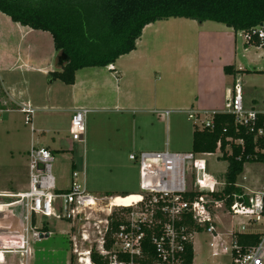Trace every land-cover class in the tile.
<instances>
[{"label":"rangeland","instance_id":"obj_1","mask_svg":"<svg viewBox=\"0 0 264 264\" xmlns=\"http://www.w3.org/2000/svg\"><path fill=\"white\" fill-rule=\"evenodd\" d=\"M31 32L0 12V58L7 67L0 68V194H17L27 188L26 155L31 143L54 149L53 173L59 188L70 186L74 167L80 171L85 168L87 189L104 197L103 205L114 194H141L139 164L129 155L166 149L192 151L196 127L188 118L189 110H199L201 119L213 111L226 110L225 91L237 78L243 87L245 109L251 105L264 108V47L246 42L242 31L219 22L201 23L180 17L153 22L144 28L136 49L122 55L117 65L79 70L78 79L83 78L85 84L74 88L61 80L51 85L41 70L30 68L27 57L31 47L39 62H52L55 69L58 55L51 37L39 35L42 31ZM226 66H232L231 73L225 71ZM118 74L123 77L120 79ZM12 89L16 96L23 97L22 101L11 99ZM75 94H85V101L79 100L77 107L71 103ZM24 103L36 108L34 132L24 123L20 111ZM45 104L50 106L48 110ZM73 106L90 111L85 143L72 138L68 108ZM59 135L63 136L61 140ZM221 156L217 151L207 159L209 172L224 180L228 161ZM263 175L260 162L248 161L238 180L261 186ZM192 180L194 175L188 179ZM10 201L0 197V205L16 211L15 205H4ZM110 208L113 214L126 207ZM216 212L221 232L236 228L234 225L244 220L242 216L230 218L223 207ZM106 214L100 210L92 215L90 223L82 219L73 226L64 220L42 217L50 235L30 242L34 254L6 253L0 264H79L78 252L91 242L97 245L100 235L94 223ZM84 232L90 236L88 242L82 239ZM208 236L195 237V250L198 259L211 261ZM228 261L229 256H225L220 263Z\"/></svg>","mask_w":264,"mask_h":264},{"label":"built area","instance_id":"obj_2","mask_svg":"<svg viewBox=\"0 0 264 264\" xmlns=\"http://www.w3.org/2000/svg\"><path fill=\"white\" fill-rule=\"evenodd\" d=\"M242 32L246 42L255 44L258 40L259 47H264V23ZM227 101L226 110L213 111L202 119L199 110H189L188 118L193 119L199 128H212L215 113H230L236 126L246 128L253 135L254 157L264 155V108L256 109L251 105L245 109L239 78L234 80L232 88L227 89ZM20 111L24 114V123L33 128L36 108L24 103ZM89 112L87 108H77L72 114V138L77 143H85ZM169 113L165 112L166 115ZM237 143L243 145V140H237ZM218 146L220 148V142ZM213 154L168 149L131 153L129 158L139 164L142 198L135 204L123 206L128 209L119 212V227L112 236V246L107 247L105 236L110 226L112 201L103 205L104 197L88 191L85 168L82 171L74 168L70 186L59 188L53 173L54 152L47 147L32 146L28 152L27 188L17 194H0V197L11 199L4 205H15L16 209L0 208V254L21 252L25 255L27 252L31 256L30 242L50 235L42 217L64 220L73 226L82 219L90 223L92 215L101 210L107 214L106 218L94 223L100 235L97 245L91 242L88 248L78 252L79 264H96L92 260L94 253L107 264H221L225 256H229L226 264H264V175L261 186L237 180V191L216 197L214 194L223 191L227 183L209 172L207 157ZM254 162L264 166V160ZM193 175L194 180L188 181ZM220 207L225 208L230 218L242 216L244 220L235 224L236 228L221 232L216 212ZM102 224L103 229L100 228ZM248 233L260 234L261 240L243 252L237 236ZM198 234L209 235L207 243L211 261L198 259L195 250ZM72 239L75 241V237ZM82 239L88 242L90 236L84 232ZM9 240H16L18 246L6 245ZM189 248L192 253L190 262L187 259ZM77 251L75 246L74 252Z\"/></svg>","mask_w":264,"mask_h":264},{"label":"trees","instance_id":"obj_3","mask_svg":"<svg viewBox=\"0 0 264 264\" xmlns=\"http://www.w3.org/2000/svg\"><path fill=\"white\" fill-rule=\"evenodd\" d=\"M0 12L23 26L48 31L57 54L65 52L70 58L52 76L73 85L80 69L112 66L122 55L135 50L144 28L153 22L180 17L201 23L215 21L236 31H249L264 23V0H0ZM252 45L260 43L256 40ZM232 69L225 67L227 73ZM213 123L212 128L195 126L192 151L216 153L220 142L221 158L228 161L227 185L214 194L221 198L238 190L235 184L245 163L263 161L264 155L254 157L253 135L236 126L232 114L217 112ZM237 140H243V145ZM127 209L121 208L119 212ZM119 212L110 217L105 236L107 247L112 246V236L119 227ZM237 239L246 252L259 244L261 236L239 234ZM191 258L189 248L188 262ZM92 260L107 264L96 253Z\"/></svg>","mask_w":264,"mask_h":264},{"label":"crops","instance_id":"obj_4","mask_svg":"<svg viewBox=\"0 0 264 264\" xmlns=\"http://www.w3.org/2000/svg\"><path fill=\"white\" fill-rule=\"evenodd\" d=\"M4 14V13H3ZM6 15V14H5ZM8 17V16H7ZM9 18V17H8ZM14 23H16V22H14ZM19 24V23H18ZM19 25H21V24H19ZM21 26H23V25H21ZM23 27H25V30H26V32H30V33H32L31 31L32 30H35V29H32V28H30V27H28V26H23ZM35 31H42V30H35ZM39 33V32H38ZM41 33H43V34H41ZM39 35H42V37H45V39L47 38V37H51L52 38V36H51V34L48 32V31H42ZM47 33V34H46ZM46 35H48V36H46ZM51 38H49V39H51ZM52 41H53V38H52ZM54 43V42H53ZM54 49H55V47H54ZM33 51H34V49H33V47H31V49L29 50V56L27 57V60L29 61V66H30V68H32V69H36V70H41L42 72V74H43V76L44 77H46L47 79H49V84H51V85H53L54 83H55V81L56 80H58V79H54L53 78V76H52V73L56 70V69H60V68H58L57 67V58H56V69H55V67H53V64H52V62H50V60H52L51 58H53V56L50 58V60H49V62L50 63H44V62H39L35 57H34V53H33ZM117 62H118V60H117ZM117 62L114 64V65H112V66H115V65H117ZM6 66H5V64H4V61L0 58V68H5ZM108 67V66H107ZM7 68V67H6ZM84 69V68H83ZM81 70V69H80ZM116 70V69H115ZM117 71V70H116ZM39 72V71H38ZM78 72V71H77ZM77 74L78 73H76V81H75V83L73 84V85H67V86H70V87H77V86H79V85H83V83L85 84V82H84V79L83 78H79L78 79V76H77ZM118 77L121 79L122 77H123V75L122 74H118ZM50 85V86H51ZM80 86V87H81ZM228 89V88H227ZM227 89H226V91H225V93H226V95H227ZM14 89H12V92L10 93V95H11V99L13 100V101H22L21 99L23 98V97H18V96H16V94H14V91H13ZM23 93H21V95H22ZM84 97H85V94H81V95H78V94H75V95H73V99L71 100V103H72V105H74V106H76L77 107V105H78V103H79V100L80 101H85V99H84ZM56 102H59V100H55ZM31 105H32V103H30ZM33 106V105H32ZM74 106L73 107H70V108H68V109H70V113L71 114H73L74 113V111H75V109H77V108H74ZM34 107V106H33ZM44 108H45V110H48V108H50V106L48 105V104H45L44 105ZM58 109H61V108H58ZM36 113V112H35ZM34 116H35V114H34ZM71 117H72V115H71ZM30 128H31V130H32V132H34L35 131V128H34V119H33V128H32V126H30ZM39 131H41V132H43V133H46L47 131H49L50 132V130L48 129L47 131H45L44 129L43 130H40L39 129ZM60 139L59 140H61L62 139V137L63 136H61V135H59L58 136ZM59 140H58V142H59ZM32 146H36V147H47V148H49L50 150H54V149H52L51 147H50V145H46V146H38V145H34L33 143H31V146H30V148L32 147ZM30 148H29V150H30ZM29 150H28V152H29ZM28 152H27V155H26V158H27V163L26 164H28ZM54 152V151H53ZM55 154V153H54ZM208 163H209V160H208ZM73 169H74V167H73ZM27 170H28V167H27ZM28 173V172H27ZM131 193V192H130ZM133 193V192H132ZM128 194V193H127ZM114 195H118V194H114ZM125 195V194H124ZM32 254H34V252H33V249H32ZM0 263H3L4 262V260H5V258H4V255L3 254H0Z\"/></svg>","mask_w":264,"mask_h":264},{"label":"bare ground","instance_id":"obj_5","mask_svg":"<svg viewBox=\"0 0 264 264\" xmlns=\"http://www.w3.org/2000/svg\"><path fill=\"white\" fill-rule=\"evenodd\" d=\"M141 194L140 193H128L127 195H114L110 198L112 201L113 206H130L132 204H135V202H138L141 200ZM0 208L4 209V206H0ZM15 244V245H14ZM8 246H18V242L16 240H9L6 244Z\"/></svg>","mask_w":264,"mask_h":264},{"label":"water","instance_id":"obj_6","mask_svg":"<svg viewBox=\"0 0 264 264\" xmlns=\"http://www.w3.org/2000/svg\"><path fill=\"white\" fill-rule=\"evenodd\" d=\"M70 58L67 53L61 52L57 55V67L62 68L67 62H69ZM49 234H46V237Z\"/></svg>","mask_w":264,"mask_h":264}]
</instances>
